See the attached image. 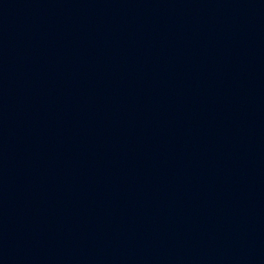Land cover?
<instances>
[{"label": "water", "instance_id": "obj_1", "mask_svg": "<svg viewBox=\"0 0 264 264\" xmlns=\"http://www.w3.org/2000/svg\"><path fill=\"white\" fill-rule=\"evenodd\" d=\"M0 264H264V0H0Z\"/></svg>", "mask_w": 264, "mask_h": 264}]
</instances>
